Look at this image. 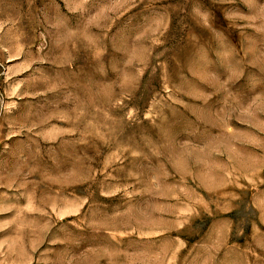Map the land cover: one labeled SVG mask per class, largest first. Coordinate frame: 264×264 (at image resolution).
Here are the masks:
<instances>
[{
    "label": "rangeland",
    "instance_id": "obj_1",
    "mask_svg": "<svg viewBox=\"0 0 264 264\" xmlns=\"http://www.w3.org/2000/svg\"><path fill=\"white\" fill-rule=\"evenodd\" d=\"M0 264H264V0H0Z\"/></svg>",
    "mask_w": 264,
    "mask_h": 264
}]
</instances>
